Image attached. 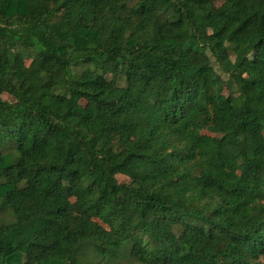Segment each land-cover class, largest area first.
Here are the masks:
<instances>
[{"label": "clouds", "instance_id": "9594fccd", "mask_svg": "<svg viewBox=\"0 0 264 264\" xmlns=\"http://www.w3.org/2000/svg\"><path fill=\"white\" fill-rule=\"evenodd\" d=\"M63 3L31 0L26 18L0 22V264H264V83L248 86L253 45L264 50V0H233L211 25L204 12L186 25L187 42L215 67L182 89L181 102L145 68L154 16L117 21L110 3L81 20L57 12ZM82 24L99 35L75 49ZM60 45L66 54L53 65ZM120 57L136 71L105 88L98 65ZM216 69L235 78L228 94L224 81L212 87ZM89 76L104 94L82 89L93 94L87 116L79 101L53 96H70Z\"/></svg>", "mask_w": 264, "mask_h": 264}, {"label": "trees", "instance_id": "16d2710c", "mask_svg": "<svg viewBox=\"0 0 264 264\" xmlns=\"http://www.w3.org/2000/svg\"><path fill=\"white\" fill-rule=\"evenodd\" d=\"M213 1L214 0H183V3L180 4V0H64V3L57 7L56 11L58 12L60 8L66 7L65 16L75 15L83 20L85 17L80 16L82 10L91 14L93 12L103 11L100 6L104 5L106 7L111 3L119 5L118 8H108V11L115 15L117 21L130 18L131 16H154L155 19L152 23L154 25L156 39L150 46H142V49L144 47L148 48L147 53H143L141 50V54L147 60L145 68L150 76L152 73L161 75L167 85L170 98L175 102H181L180 94L182 89H187L189 86L196 85L198 83L197 78L207 81V72L215 67V65L204 63L209 57L201 53L199 49L194 50L192 44L187 42L186 25L188 27L195 25L196 20L200 19L196 17L197 12H204L203 20H208L209 25H211L212 21L217 17H226L230 11L236 7L233 0H226L225 3L220 6H215ZM52 2L55 4L56 0H52ZM236 2L238 3V0H236ZM30 3L31 0H0V20H2L0 22L4 25L12 23L10 20H4V17L8 16L9 13H12L17 20L26 18L30 14ZM77 4L80 5L79 9L76 7ZM178 4L179 6H177ZM206 8L208 9L207 12H205ZM160 9H163V11H159ZM157 12H159V15H157ZM116 13H119V15H116ZM125 14H127V16ZM173 14L176 16L174 20L170 18ZM92 19L96 24L100 23V20L96 16H93ZM107 26L108 21L105 20L102 27ZM2 31L3 29H0V32ZM112 31H120V29H110V36ZM218 33L219 29L217 33L210 36L209 39H213ZM98 35L99 32L94 27L89 28L87 25L82 24L75 27L71 37L75 49H87L90 42L96 41ZM61 39H67V36L61 34ZM196 39H199V37H196ZM238 39H241V42L246 41V37ZM126 43L129 48H135L133 33L129 34ZM260 44H264V40H261ZM69 46L71 47V45ZM200 47L203 48L204 45L202 44ZM253 47V60L248 63V68L254 78L249 82L248 86L258 87V83H264V50L260 48L259 44L253 45ZM55 53L56 59L51 62L53 65L61 63L60 56L66 54L64 46L60 45L56 47ZM16 59L19 61L22 60L23 57L18 54ZM87 59L95 61V57L91 55L88 56ZM68 63L69 61H63L64 66H67ZM123 63L124 60L120 57L114 65H98V67L101 68V76H98L97 80L103 78L105 81V88L114 82L118 83L121 79L127 84L130 78L129 71H136V69L132 65L121 67ZM161 66L166 68V71H161ZM81 67H83V64L79 60L72 64V70L75 72H79ZM105 73L110 74L112 79L108 80L107 76L104 75ZM214 75L215 80L212 82V87H215L220 81H224L220 84V91L222 92L225 86L229 89L235 87V78L226 76L224 71L216 69ZM79 85L80 87L73 91L70 96H60L58 93H54L53 96L57 97L59 103L62 104L68 102L70 99L73 103L79 101V110L87 116L88 113L84 110L90 108L92 105L93 94L85 92L82 89L85 86L96 88V81L92 80L89 76L87 79L80 80ZM103 94L100 88H96L95 97H99ZM121 95H124V93H121ZM232 95H234V93H232ZM232 95L228 96L229 100L232 99ZM118 98L119 97L114 96L112 100L100 101V103L107 108L109 105H114L115 100ZM81 101L86 103L85 107L80 105ZM208 119H212V117H208ZM85 123H87V121H85ZM96 123L97 125L102 123L99 116H97ZM216 132L217 128L213 127L209 134L211 135V143H216L217 140L223 139V137L216 136ZM118 176L122 175H117L115 177L116 182H119ZM93 223H98V221L94 219Z\"/></svg>", "mask_w": 264, "mask_h": 264}, {"label": "rangeland", "instance_id": "374dc122", "mask_svg": "<svg viewBox=\"0 0 264 264\" xmlns=\"http://www.w3.org/2000/svg\"><path fill=\"white\" fill-rule=\"evenodd\" d=\"M226 1V0H225ZM214 2V4H215V6H220V5H222L221 3H220V0H214L213 1ZM229 88L227 87V86H225L224 87V91H223V93H225V94H228L229 93ZM229 96V95H228ZM80 105L82 106V107H85V105H86V103L84 102V101H81L80 102ZM127 177H125V176H118V181L120 182V183H125L126 181H127Z\"/></svg>", "mask_w": 264, "mask_h": 264}]
</instances>
